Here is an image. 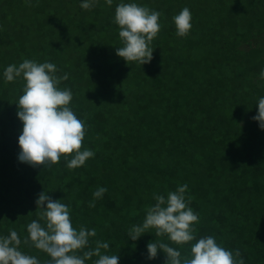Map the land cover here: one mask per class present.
Listing matches in <instances>:
<instances>
[{"label":"trees","instance_id":"16d2710c","mask_svg":"<svg viewBox=\"0 0 264 264\" xmlns=\"http://www.w3.org/2000/svg\"><path fill=\"white\" fill-rule=\"evenodd\" d=\"M83 2L0 0V237L15 230L23 241L33 220L45 226L36 205L45 192L69 206L75 229H95L90 247L107 242L101 254L118 255L119 264H166L160 249L148 259L150 242L183 260L206 236L239 249L245 264H264V129L253 119L264 97V0H93L89 9ZM120 3L162 13L147 64L116 55ZM185 7L192 27L180 37L173 17ZM25 59L68 75L59 87L71 89L69 107L85 123L81 151L95 153L83 166H66L74 153L44 168L19 161L25 81L6 82L4 71ZM185 184L196 240L179 245L150 228L132 241L127 234L142 226L154 194L167 199ZM98 187L107 192L89 207ZM19 250L50 260L23 243Z\"/></svg>","mask_w":264,"mask_h":264},{"label":"clouds","instance_id":"9594fccd","mask_svg":"<svg viewBox=\"0 0 264 264\" xmlns=\"http://www.w3.org/2000/svg\"><path fill=\"white\" fill-rule=\"evenodd\" d=\"M106 2L111 5L113 0ZM93 6V0H84L80 5L83 9ZM161 15L159 11L136 3L117 5L115 23L119 26L123 46L116 48V55L127 63H149L153 59L154 50L150 44L160 31ZM173 20L176 34L187 36L192 27L190 10L183 8ZM58 71L53 63H37L25 59L19 66L9 65L4 71V77L6 82L21 76L25 81L23 94L17 103V115L23 123L22 134L18 138L21 149L19 161L44 168L59 163L62 155L74 153L66 165L74 169L83 166L95 153L88 149L81 151L85 123L69 107L73 98L71 89L59 87L61 81L68 79V75L57 76ZM260 79L264 80V70H261ZM253 119L264 129V97L259 99L258 114ZM187 187L185 184L169 192L167 199L163 195L154 194L155 205L146 209L142 226L135 225L129 230L127 235L130 239L136 241L146 230L154 228L156 236L166 234L179 245L196 240L193 225L198 222V214L189 207L192 198L185 197ZM106 192L107 188L98 187L88 206L95 207V199L102 198ZM60 201L53 200L45 192L39 194L36 205L37 210H40L39 219L45 221V226L33 220L27 225L28 236L23 241L15 230H10L6 237H0V264H40L36 257L19 250L21 243L45 252L50 257L46 264H85L94 256L98 257L94 264H119L118 255L101 254L102 249L109 248L107 242L95 241V247H90V238L96 236V230H88L84 226L75 229L69 206ZM158 249L166 254V264H245L239 249L233 253L218 245L212 236L198 239L191 245L190 256L183 260L179 250L166 243L155 242L147 244L148 259H155ZM79 252L82 255L77 254Z\"/></svg>","mask_w":264,"mask_h":264},{"label":"rangeland","instance_id":"374dc122","mask_svg":"<svg viewBox=\"0 0 264 264\" xmlns=\"http://www.w3.org/2000/svg\"><path fill=\"white\" fill-rule=\"evenodd\" d=\"M247 98V97H246ZM246 98L244 99V101H246Z\"/></svg>","mask_w":264,"mask_h":264}]
</instances>
